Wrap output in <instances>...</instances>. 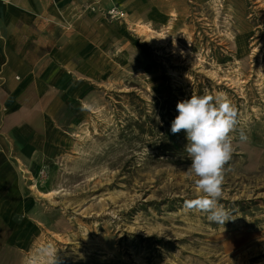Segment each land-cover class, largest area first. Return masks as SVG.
<instances>
[{
  "label": "rangeland",
  "instance_id": "374dc122",
  "mask_svg": "<svg viewBox=\"0 0 264 264\" xmlns=\"http://www.w3.org/2000/svg\"><path fill=\"white\" fill-rule=\"evenodd\" d=\"M156 2L133 12L136 25L149 19L142 30L126 11L98 14L89 78L52 124L56 155L22 173L13 264L47 242L56 264H264V0ZM220 92L248 138L233 134L224 165V226L185 208L195 177L186 134L170 124L179 101Z\"/></svg>",
  "mask_w": 264,
  "mask_h": 264
},
{
  "label": "crops",
  "instance_id": "0c3cea01",
  "mask_svg": "<svg viewBox=\"0 0 264 264\" xmlns=\"http://www.w3.org/2000/svg\"><path fill=\"white\" fill-rule=\"evenodd\" d=\"M114 4L134 25L142 18L134 11L159 10L155 0H0V264H13L11 212L18 208L22 173L39 171L56 155L52 124L64 121L73 90L89 78L88 43L103 39V18L85 11ZM77 11L83 17L74 22Z\"/></svg>",
  "mask_w": 264,
  "mask_h": 264
},
{
  "label": "clouds",
  "instance_id": "9594fccd",
  "mask_svg": "<svg viewBox=\"0 0 264 264\" xmlns=\"http://www.w3.org/2000/svg\"><path fill=\"white\" fill-rule=\"evenodd\" d=\"M178 115L171 122L172 134L184 131V151L191 160L187 169L194 176L197 196L185 201V208L207 214L208 221L222 225L232 220V213L219 203L222 198L224 165L235 151L233 139L248 138L239 127L238 110L222 92L192 95L176 105ZM57 248L51 242L27 257L25 264H56Z\"/></svg>",
  "mask_w": 264,
  "mask_h": 264
},
{
  "label": "built area",
  "instance_id": "2783aa9c",
  "mask_svg": "<svg viewBox=\"0 0 264 264\" xmlns=\"http://www.w3.org/2000/svg\"><path fill=\"white\" fill-rule=\"evenodd\" d=\"M92 13H99L110 22L122 21L125 19V12L116 4L111 5L106 9H99L96 6H89L87 8Z\"/></svg>",
  "mask_w": 264,
  "mask_h": 264
},
{
  "label": "trees",
  "instance_id": "16d2710c",
  "mask_svg": "<svg viewBox=\"0 0 264 264\" xmlns=\"http://www.w3.org/2000/svg\"><path fill=\"white\" fill-rule=\"evenodd\" d=\"M131 96H132V94H131ZM135 99H137V100H138V98H136V97H135ZM139 101H140V100H139ZM170 124H171V123H170ZM170 124H169V125H170ZM151 133L153 134L154 132L152 131Z\"/></svg>",
  "mask_w": 264,
  "mask_h": 264
}]
</instances>
